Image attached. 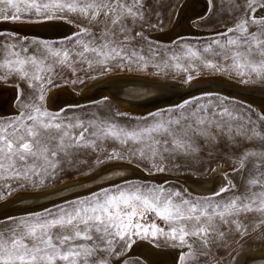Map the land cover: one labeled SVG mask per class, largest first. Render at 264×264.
<instances>
[{
	"label": "snow or ice",
	"instance_id": "6c2138e0",
	"mask_svg": "<svg viewBox=\"0 0 264 264\" xmlns=\"http://www.w3.org/2000/svg\"><path fill=\"white\" fill-rule=\"evenodd\" d=\"M209 5L215 7L211 0ZM146 6L145 0H0V22L21 26L53 20L73 23L62 15L65 12L87 22V26L79 25L76 32L64 37L60 47L46 39L20 36L16 30L0 31V68L8 70L0 79L18 76L35 93L32 98L25 97L17 85L18 111L12 117H0V178L23 181L21 187L43 185L55 176L61 157L83 150L104 153V159L98 156L97 163L123 160L126 152L128 157L164 172V161L169 155L195 152L200 139L218 145L223 137L235 148L234 127L238 128L237 135L246 140H264L255 131L250 116L225 106L227 97L214 101L211 93L184 100L169 110L166 120H157L161 114L153 113L154 122L131 129L95 116L87 121L69 118L45 107L46 86L53 84L51 76L45 74L52 73L57 63L85 62L89 67L102 68L104 73L112 70L113 63L128 71L145 70V57L129 46L140 38L148 41L153 51L151 41L143 30L130 29L126 21H144ZM221 9L240 15L233 26L216 33L225 41L213 39L203 53L220 56L231 64L221 66L191 48L187 58L200 60L203 67L217 72H234L241 84L264 83V0H223ZM93 26L100 29L99 33L91 30ZM65 41L71 42L72 47H65ZM182 59V54L172 53L170 61L163 62L164 67L190 73ZM192 80L188 74L185 82ZM257 119L264 122V115ZM241 120L244 123L237 125ZM108 140L118 143L123 151L115 147L107 151L104 143ZM257 156L260 159L252 166L256 175L248 181L246 196L216 200L235 188L231 183L222 186L212 198L199 200L184 198L181 192L162 186L126 185L77 199L55 211L48 209L46 214L33 213L19 220L8 217L12 224L7 235L0 231V264H123L125 252L137 240L149 241L155 248L177 250L174 264H190L197 259L190 242L193 239L208 249L216 242L214 236L225 237L226 233L220 230L223 226L229 231L234 227L240 239L246 240L249 232L240 217L249 213L264 217V150L258 154L239 147L233 171L244 172L250 158ZM255 187L259 191H252ZM174 198H179V202ZM149 214L162 221L164 227L155 220L148 222ZM260 223L264 224V219Z\"/></svg>",
	"mask_w": 264,
	"mask_h": 264
},
{
	"label": "rangeland",
	"instance_id": "374dc122",
	"mask_svg": "<svg viewBox=\"0 0 264 264\" xmlns=\"http://www.w3.org/2000/svg\"><path fill=\"white\" fill-rule=\"evenodd\" d=\"M183 1L182 0H145L147 6L143 9L145 13L144 21H137L135 23H133L131 20L126 21L130 29H133L134 31L143 30L144 36L148 37L151 41V47L153 51H150V45L148 41H145L140 38H137L129 46L130 48H135L138 52H140L141 55L145 57L148 64V67L145 70H135L134 68V70L128 71L127 69L117 68L113 63L111 65L112 70L107 73H104L102 68L97 67L95 65L93 67H89L88 64L85 62H73L70 63L69 65H60L57 63L54 65V71L52 73L45 74V75H50L53 81V84L51 86H46L45 102H44L45 107L53 112H61L63 116H67L69 118L79 117L80 119L87 121L95 116L99 120L112 121L115 122L120 127L131 129L136 127L137 125L144 126L146 123L154 122L151 116V114L153 113L161 114L160 116L156 117L157 120L159 119L166 120L168 118L169 110L174 109L176 105L182 103L184 100H191L194 97H200V96H204L206 93H211L212 94L211 98L214 101L217 99V97L219 98L227 97L228 99L225 101V106L229 108H236L238 112H243L245 114V117L250 116L252 121L255 122V131L260 133L262 136H264V122H260L257 119L260 115H264V109L259 104L256 105L257 103H254L253 101H249L243 98L242 96H241L242 98H237L228 95L227 93L229 92L225 94V93H219L217 91L207 92L208 89L205 90L202 89L199 91L193 90L190 91L192 94L190 92H187L188 95L184 93L178 98H174L173 100L170 101L173 103L160 105V106L153 105L150 106V108L152 107L151 109L144 108L140 110L132 109V108H124L121 104H119L118 101H115L109 96L96 98L88 102H81L75 100L64 101L61 104V106L59 105L60 106L59 108H53L47 103L48 97L53 92H62L65 94H71V92H80L84 89L89 88V86L91 87L95 85L99 81L105 79L107 76L109 77L118 74H129V75L137 74L152 78L174 79L183 82L186 81V76L188 74H191L193 76V80L205 79V78L207 79L210 77L217 76V77H224L232 81L235 80L240 82V78H238L234 72H227V71L217 72L215 70L203 67L200 60H196L195 58L193 59L187 58L188 48H191L192 50L199 51L204 57L213 60L214 62L218 63L221 66L226 64H231L230 60L225 61L220 56H213L208 53H203V48L213 39L218 38L221 39L222 42H224L226 38L217 37L216 33L219 31H223L227 27L233 26L235 19L239 17L240 13L239 12L232 13L230 11L222 10L221 3L223 2V0H211V3L215 5L214 8L210 7L209 0L207 1L204 0L205 3H203L202 9L199 12L194 13L192 16H188L187 18L188 20L187 22H189L188 24L191 27H193L191 28L193 30L192 31L189 30V32L187 33L183 32V34L180 33L175 35L173 34L172 32L173 29L171 28L175 26L174 22L172 21L180 5L182 4L181 2ZM128 2L131 3V0H128ZM237 3H243V0H237ZM225 8H227V5H225ZM260 14L261 13L258 10L257 15ZM62 15L66 16L69 20L73 21L74 22L73 24L76 23L75 26L73 24H70L74 26V29L69 33H61L55 37H43L19 30L18 33L20 36H27L29 39L37 38V39H46L50 42H56L55 46L60 47L59 42L63 40L64 37L70 36L74 32H76L77 26L79 25L87 26V22L84 21L82 17L76 14H70L65 12ZM60 21L65 22L64 20H60ZM151 25H156V27L153 28L151 27ZM91 30L95 33H99L100 31V29L95 26H93ZM254 30H255L254 28L250 29V31H254ZM1 31H11V30H1ZM181 45H185L186 47L182 48ZM64 46L68 48L72 47L71 42L68 41H65ZM32 51L33 49L30 48V52ZM153 52H155V54H153ZM172 53L183 55L184 59L181 60V63L187 67H190V73L181 72L177 70L175 67H164L163 62L170 61V57ZM0 59H2V54H0ZM73 59L75 60L77 58H73ZM253 59H259V57H253ZM48 63H51V61H48ZM156 65H160V67H156ZM7 72H8L7 69L0 68V76L6 75ZM253 79L255 78L253 77ZM72 81H76V83L73 84ZM80 81H83V83H81ZM2 84L3 85L6 84L10 87L12 86V88L16 92V97L14 99L11 108L9 109L10 111H6L5 113H0V117L3 118L12 117L18 111L17 85H19V90L23 91L25 97L32 98L35 95L33 89L28 88L27 83L20 80L18 76L13 75V76H8L7 79H0V85ZM249 84L264 85L261 82L249 83ZM229 94H234V93H229ZM161 102L162 101H160L159 103ZM12 109L14 112L12 111ZM240 123H244V121L241 120L236 122L237 125ZM237 131L238 128L234 127L233 137L236 142L235 148L233 147V144L231 142L226 141L225 138L223 137L219 138L218 145L215 142L209 144L206 143L203 139H200L195 144V147L197 149L195 152H192L188 155H184V154L169 155L168 158L164 161L163 166L166 169L164 172L155 171V169L151 168L150 163L147 164L142 163L139 160L128 157L126 152H125V159L123 160H113V161H106L104 163H97V157L99 156V159L103 160L105 155L104 153L97 154V153H93L91 150H83L67 158L61 157L60 164L56 169L55 176L51 179H48L43 185H37L36 187H32L31 184H27L25 187H21L20 183H24L23 181L18 183L15 180H5L3 178H0V202H1L21 192L46 191L57 187L61 183L63 184L70 180L84 178L85 176L90 175V173H93L98 168L104 166L106 163L109 162L110 163L115 161L130 162L138 166L139 168L141 167L144 168L145 170L143 169L142 170L145 173H147L146 175L151 177L148 179L143 177L125 178L117 182L97 188L93 191H89L86 193L68 197L66 199H62L60 201H57L53 204L46 206L45 208L36 211L20 213L7 217H1L0 231L4 232L7 235V232L12 224V222L7 219L8 217H14L17 220H19L33 213L46 214V210L48 209L55 211L57 207H65L69 202L75 201L77 199H84L90 197L94 193H99L102 190H108L109 192H112L115 191L117 187L123 188L126 185H147L151 187L162 186L163 188L169 191H173V192L179 191L182 193L184 198L193 199V200L212 198L216 190L205 195L197 194L189 190L183 183H181L180 179H182V177H180V175L188 172L196 173V174H208L214 171L216 167H221L223 169L225 178H227L225 185L229 184V182L235 185V188L232 191L224 193L222 197H215L216 200L231 198L236 195H241V196L249 195L250 185H248V181L249 179L254 178L256 175V173L253 171L252 166L255 161L260 159V157L257 156L250 158L247 164V168L244 172L233 171L237 149L243 146L250 148L252 151L259 154L262 152V150H264V140H261L259 138L253 140H246L242 136L237 135ZM251 133H252V126H249L248 135H251ZM104 147L109 152L112 150L113 147L117 148V150L123 151V149L118 143H115L111 140L106 141L104 143ZM261 171L264 172V168H262ZM156 173L157 175H155ZM158 174L161 175L159 176ZM252 191H259V188L258 187L252 188ZM174 199L176 200V202H179V198H174ZM240 219L242 223L247 227L249 232V235L247 236L246 240L240 239V237L235 233L234 227L232 231H229L227 228L221 226L220 230L226 233L225 237L223 239H219L218 237L214 236L213 240H215L216 242L211 243L208 249L203 248L199 240L193 239L192 241H190L191 243H193V249L197 257V259L191 261L190 264H234L237 256L243 250L264 248L263 247L264 224L260 223L261 219H264V217H262L261 214L258 213H249L246 216H241ZM153 220H155V222L159 224L161 227H164L162 221L156 219L154 215L149 214L147 217V221L151 222ZM57 231L59 230L57 229ZM80 243L83 242L81 241ZM145 244L151 245L149 241L137 240V242L132 246V248L129 251L127 250L125 252L123 264H150L143 256H141V254L136 252L138 251L137 250L138 245H141L139 247L140 249ZM241 245H243V247H241ZM161 249L167 252L173 251L172 253L173 258L171 263L174 264L175 262L174 258L176 257L177 250L167 247H161ZM203 252H207V255H202L201 253Z\"/></svg>",
	"mask_w": 264,
	"mask_h": 264
},
{
	"label": "bare ground",
	"instance_id": "6f19581e",
	"mask_svg": "<svg viewBox=\"0 0 264 264\" xmlns=\"http://www.w3.org/2000/svg\"><path fill=\"white\" fill-rule=\"evenodd\" d=\"M181 3L182 4L180 5L172 21L174 22L175 26L171 28L173 29L172 32L175 35L180 33L183 34V32L187 33L189 32V30H193L191 29L193 27L188 24L189 22H187V18L188 16H192L194 13L199 12L202 9L203 3L205 2L204 0H184ZM73 25L75 26L76 23ZM3 26L15 27L18 30H23L25 32H34L43 35L69 33L74 29V26L60 20H53L40 24H28L23 26L0 22V28H2ZM3 84L0 85V113L10 111L9 109L11 108L16 97V92L12 88V86L10 88V86ZM207 84L209 86L211 85V87L213 86V88L217 87L225 89V91L229 93H237L243 98L257 103L256 105L259 104L264 109V85H245L235 80L232 81L230 79L217 76L210 77L207 79H195L191 82H183L174 79L152 78L137 74H118L109 77L107 76L105 79L99 81L95 85L92 84L93 86H89V88L84 89L80 92H71V94H65L62 92L52 91L53 93H51V95L48 97L47 103L53 108H59L64 101H71L73 99H83L84 97H88L91 95L96 96L97 93H100L105 94L109 97H113L114 100L118 101L119 104H121L124 108L140 110L144 108L148 109L150 108V106H156L157 104H166L167 102H170L174 98H178L184 93L188 95L187 92H190V90L193 91L198 86H206ZM202 89L209 90L210 88L204 87L199 90ZM160 101L162 102L159 103ZM142 169L145 170L144 168H139L138 166L130 162H109L106 163L104 166L98 168L93 173H90V175L85 176L84 178L70 180L63 184L61 183L57 187L50 190L41 192H21L18 194L15 193L16 195H14L13 197H9V199L7 198V200L0 202V218L7 217V214L9 216L12 212H15L18 209L35 207L38 206V204L49 203V201L53 202L54 200L52 198H54V196L56 195L73 193L74 191L87 190L93 188L96 185L105 186L106 184L122 180L123 178H125V176L128 177L131 174L132 176H134L135 174H147ZM221 169V167H216L214 171L208 174H196L190 172L181 174L180 177H182V179L180 181L189 190L197 194L205 195L215 190H219L222 186L226 184L227 178H225L223 169ZM155 175H157V173ZM158 175L160 176L161 174ZM140 246L141 245L137 246L138 251L136 252L141 254V256H143L150 264H172L171 262L173 258V251L167 252L162 250L161 248H155L152 247V245L148 244H145L142 248L139 249ZM249 259H254V263L264 264V248L243 250L237 256L234 264H246Z\"/></svg>",
	"mask_w": 264,
	"mask_h": 264
},
{
	"label": "water",
	"instance_id": "95a60500",
	"mask_svg": "<svg viewBox=\"0 0 264 264\" xmlns=\"http://www.w3.org/2000/svg\"><path fill=\"white\" fill-rule=\"evenodd\" d=\"M1 30H17L18 31V29H16L15 27H10V26H3L2 28H0V31ZM19 31H23V30H19ZM23 32H25V31H23ZM29 33H32V34H36V35H39V36H43V37H55V36H57V35H59V34H56V35H43V34H39V33H34V32H29ZM208 85V84H207ZM198 86L197 88H195L194 90H198L199 91V89H201V88H204V87H208V88H210L209 90H207V92H211V91H217V92H219V93H227V92H225V89H222V88H213V86L211 87V85L209 86ZM11 88V87H10ZM199 88V89H198ZM190 91H192V90H190ZM203 92H205V91H203ZM191 93V92H190ZM228 95H231V96H233V97H238V98H242L239 94H229V93H227ZM107 95H105V94H100V93H97L96 94V96L95 95H91V96H88V97H84L83 99H76L75 101H81V102H88V101H91V100H94V99H96V98H100V97H106ZM112 99H114L113 97H111ZM74 100V99H73ZM116 101V100H115ZM169 103H173V102H167L166 104H169ZM160 106V105H165V104H157V106ZM55 108H58V107H55ZM130 177H143V178H146V179H148V178H151L150 176H148V175H139V174H135L134 176H132V174L131 175H129L128 177L127 176H125V178H130ZM125 178H123V179H125ZM181 180V179H180ZM111 184V183H110ZM106 185H108V184H106ZM97 186V185H96ZM94 186L93 188H90V189H87V190H81V191H74L73 193H68V194H60V195H56V196H54V198H52L54 201L52 202H50L49 201V203H46V204H38V206H35V207H31V208H23V209H18V210H16L15 212H12L9 216H11V215H16V214H20V213H26V212H30V211H36V210H39V209H42V208H45L46 206H48V205H50V204H53V203H55V202H57V201H60V200H62V199H66V198H68V197H71V196H74V195H79V194H82V193H86V192H89V191H93V190H95V189H97V188H100V187H103V186ZM46 200H48V199H46ZM51 200V199H50ZM42 202H44V201H42ZM7 216H8V214H7ZM246 264H257V263H254V259L253 260H251V259H249L248 261H247V263Z\"/></svg>",
	"mask_w": 264,
	"mask_h": 264
}]
</instances>
